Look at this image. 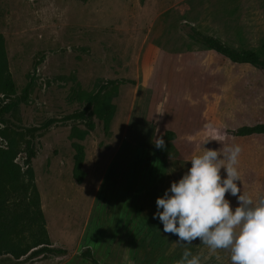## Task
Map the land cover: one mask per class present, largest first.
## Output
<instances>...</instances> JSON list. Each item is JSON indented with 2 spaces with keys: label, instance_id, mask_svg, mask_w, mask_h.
<instances>
[{
  "label": "rangeland",
  "instance_id": "374dc122",
  "mask_svg": "<svg viewBox=\"0 0 264 264\" xmlns=\"http://www.w3.org/2000/svg\"><path fill=\"white\" fill-rule=\"evenodd\" d=\"M189 27L264 60V0H0L19 101L0 132L15 136V162L33 171L50 242L66 251L22 263L0 256V264H91L80 256L87 248L101 264H176L184 248L201 264H230L226 250L212 253L198 238L177 243L152 216L156 197L206 139L213 149L239 144L241 190L264 192V135L231 134L264 122V72L194 42ZM113 80L124 83L112 99L109 130L92 116L95 129L81 142L82 183L72 178L71 134L84 131L83 122L40 130L30 156L25 129L82 110L80 91L96 93ZM157 135L164 150L153 144ZM6 141L0 136V147Z\"/></svg>",
  "mask_w": 264,
  "mask_h": 264
},
{
  "label": "trees",
  "instance_id": "16d2710c",
  "mask_svg": "<svg viewBox=\"0 0 264 264\" xmlns=\"http://www.w3.org/2000/svg\"><path fill=\"white\" fill-rule=\"evenodd\" d=\"M187 36L196 43L202 44L214 52L222 55L233 63L247 64L261 69L264 72V60L253 50H235L222 43L215 37L203 35L194 28L189 27ZM124 80H113L102 85L96 93L80 91V101L84 103L83 109L64 116L61 119H50L41 127L25 129L28 139L30 156L33 158V140L36 134L56 123L83 122L86 126L84 131L77 128L72 129L71 137L76 139L73 143V168L72 178L80 184L84 181L86 174L83 170L85 149L81 144L86 136L95 129L92 116L96 117L102 124L104 132L109 130L115 114L113 96ZM79 89L80 86L77 84ZM28 87L24 89L27 92ZM17 92V87L7 71L5 57L4 38L0 34V95L9 102L0 103V123L3 117L10 113L19 101L12 98ZM5 138L6 146L0 147V256H11L16 263L31 261L49 256L60 257L66 254L61 248L52 246L40 206V198L34 185L33 171L27 167L26 170L15 162L16 140L15 136ZM236 137H247L252 135H264V122L252 126H243L231 131ZM91 264H101L94 258L89 248L81 255Z\"/></svg>",
  "mask_w": 264,
  "mask_h": 264
},
{
  "label": "clouds",
  "instance_id": "9594fccd",
  "mask_svg": "<svg viewBox=\"0 0 264 264\" xmlns=\"http://www.w3.org/2000/svg\"><path fill=\"white\" fill-rule=\"evenodd\" d=\"M193 154L188 167L155 199L153 219L162 224L164 233L174 234L176 242L191 244L199 239L210 252L226 250L230 264H264V192L253 197L240 187L238 170L241 146L236 143L221 147H204ZM154 146L165 149L162 135L154 137ZM223 169V175L221 174ZM235 197L230 206L225 194ZM176 264H201L199 254L184 248Z\"/></svg>",
  "mask_w": 264,
  "mask_h": 264
}]
</instances>
